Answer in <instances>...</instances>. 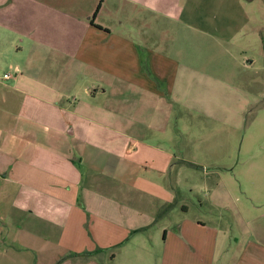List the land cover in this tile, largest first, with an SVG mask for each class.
Wrapping results in <instances>:
<instances>
[{
  "label": "crops",
  "instance_id": "crops-1",
  "mask_svg": "<svg viewBox=\"0 0 264 264\" xmlns=\"http://www.w3.org/2000/svg\"><path fill=\"white\" fill-rule=\"evenodd\" d=\"M208 1L0 0V264H264V153L209 171L172 123L250 102Z\"/></svg>",
  "mask_w": 264,
  "mask_h": 264
},
{
  "label": "rangeland",
  "instance_id": "rangeland-1",
  "mask_svg": "<svg viewBox=\"0 0 264 264\" xmlns=\"http://www.w3.org/2000/svg\"><path fill=\"white\" fill-rule=\"evenodd\" d=\"M219 9L232 13L239 12V9L245 10L251 17L250 23L237 41L228 45V53L221 54L215 49L205 51V55L212 58L224 57L233 63L244 58L246 62H251V68L244 71L246 76L239 74L234 81L237 86L246 89L242 94L243 100L250 102L241 112L229 108L221 113L208 114L177 107L172 116V123L188 125L191 144L195 146L193 152L203 166L209 171L222 170L223 174L231 176L243 155L264 153V0H225L222 3L220 0H209L203 10L216 13ZM214 51L217 52L213 54ZM199 52L202 53V50ZM197 170L201 172L197 174L199 180L206 178L203 169ZM247 184L251 186L252 182L247 180L245 185ZM241 202L247 203V199L242 197Z\"/></svg>",
  "mask_w": 264,
  "mask_h": 264
},
{
  "label": "built area",
  "instance_id": "built-area-1",
  "mask_svg": "<svg viewBox=\"0 0 264 264\" xmlns=\"http://www.w3.org/2000/svg\"><path fill=\"white\" fill-rule=\"evenodd\" d=\"M4 77H5V78H10V77H11V73H6V74L4 75Z\"/></svg>",
  "mask_w": 264,
  "mask_h": 264
},
{
  "label": "trees",
  "instance_id": "trees-1",
  "mask_svg": "<svg viewBox=\"0 0 264 264\" xmlns=\"http://www.w3.org/2000/svg\"><path fill=\"white\" fill-rule=\"evenodd\" d=\"M99 8H100V4L98 5V7H97V9H96V12L99 10Z\"/></svg>",
  "mask_w": 264,
  "mask_h": 264
}]
</instances>
